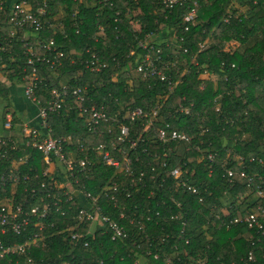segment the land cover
I'll use <instances>...</instances> for the list:
<instances>
[{
  "label": "trees",
  "instance_id": "16d2710c",
  "mask_svg": "<svg viewBox=\"0 0 264 264\" xmlns=\"http://www.w3.org/2000/svg\"><path fill=\"white\" fill-rule=\"evenodd\" d=\"M5 1L0 8L2 76L11 85L26 86L35 69L41 80L35 96L41 104L50 99L53 90L68 92L62 108L48 115L52 137H70L74 144L82 140L85 148L104 144L122 162L113 143L131 161L132 175L128 176L123 169L104 166L87 150L88 171L75 169L79 184L93 197L98 196L104 215L117 221L120 214L126 219L137 218L146 227L140 232L137 225L121 219L126 238L113 242L109 233L101 234L98 229L86 239L88 248L75 247L71 234H85L88 226L75 229L73 220L52 208L41 232L32 220L26 233L11 237L19 243L33 233L42 238L27 254L33 264H162L166 257L175 262L179 259V264H249L250 251L253 264H264V236H258L260 242L251 241L250 235L257 236L253 230L223 225L257 206L264 207V0H184L171 10L164 8L162 0H112V8L100 5V0H29L33 11L46 5L45 16L40 18L43 29L37 33L15 27L10 18L16 0ZM193 8L196 18L186 25L183 18ZM51 39L54 52L46 49ZM148 40L152 57H159L158 66L169 67L165 74L174 86L172 91L167 82L156 77L144 79L137 72L138 62L147 52L139 44ZM232 42L237 48L225 51ZM25 46L35 54L33 66L27 64ZM91 53L106 63V69L92 73L86 67ZM49 59L56 64L53 68L45 62ZM75 88L84 90L83 102L70 95ZM8 98V88L0 83V99ZM91 107H103L108 121L88 132L81 109ZM155 107L159 108L158 117L149 129L143 121L130 125L123 119L129 110ZM117 113V118L113 117ZM165 124L190 140L158 142L154 130ZM120 125L129 128L124 143L117 140ZM130 141H136L134 149H130ZM143 150L158 155L160 164L150 166ZM30 153L33 159L22 171L32 180L18 186L16 200L27 197L24 189L35 188L42 196L49 194L45 203L60 201L63 208L74 205L65 202L70 196L64 194L68 188H40L45 181L42 154L36 150ZM209 154L214 155L211 163ZM251 158L255 159L252 163ZM177 166L182 168V176L174 179L170 170ZM226 170L233 173L231 178ZM140 173L144 186L137 191L129 182L136 181ZM241 174L255 177V182L249 186ZM182 182L195 187L198 196L184 189ZM256 186L263 198L253 191ZM11 190L0 193V200ZM172 215L177 219L171 220ZM183 222L184 237L179 240ZM24 259L19 258V264H24Z\"/></svg>",
  "mask_w": 264,
  "mask_h": 264
},
{
  "label": "built area",
  "instance_id": "2783aa9c",
  "mask_svg": "<svg viewBox=\"0 0 264 264\" xmlns=\"http://www.w3.org/2000/svg\"><path fill=\"white\" fill-rule=\"evenodd\" d=\"M4 1L5 0H0V8H2ZM119 1L130 2L132 0ZM181 1L184 0H162V4L166 10H171L176 5H180ZM5 2H7V0ZM99 4L107 8H112L114 5L112 0H100ZM45 6L46 5L43 4L42 7L38 9L36 8L33 11L29 0H16L11 6L10 21L15 27L21 28L24 31L31 29L35 33L40 32L43 29L40 18L45 16ZM195 18L196 12L193 8L184 16L183 21L187 25L192 23ZM187 30L188 27L186 26L185 31ZM12 32L14 33V31ZM139 46L147 52L139 60L137 72L140 73L144 79L156 77L161 82H167L169 91H172L174 86L169 82L168 77L165 74V71L168 70L169 67H167V65H162L161 67L158 66L159 57H152L150 50L153 48L147 42L139 44ZM46 49L48 51H56L55 43L52 39L49 40ZM184 52H186V49ZM26 54L28 55L27 64L33 66L34 52L31 48L26 47ZM131 54L133 55L134 53L131 52ZM56 57L61 59L62 54L57 52ZM45 62L52 68L56 65L51 59L46 60ZM86 67L90 69L92 73H100L106 69V63H104L96 54L91 53L89 60L86 61ZM40 83L41 80L38 78L35 69H32L28 76V84L24 88V95L37 107L39 127L35 128L30 127L27 124H22L19 131L14 132L13 117H5L4 129L7 131V135L0 136V193H5L8 188L12 189L9 192L10 194H4V198L0 200V264H19V258H25L24 264H33L31 259L27 257V254L30 252L31 247L37 242H40L42 238L38 237L37 233H33L26 240L19 243L12 241L11 237H18L26 233L32 220H35L34 228L41 232L44 227L43 221L47 218L52 208H54L55 212L60 213V215L66 219L73 220L75 229L84 225L88 226L85 234L79 232H73L71 234V241L75 247L82 246L85 249L88 248L89 244L86 239L89 236L93 237L98 229L101 234L109 233L111 241L113 242L122 240L128 235L125 227L119 223V220L126 218L120 214L117 221L104 215L101 206L98 203V196L93 197L84 190V187L79 184L78 179L75 177V169H78L80 172L88 171L91 163L88 154H85L88 150L99 157L104 166L112 167L116 170L123 169L128 176H131L130 158L121 149H116L113 143L112 147H114V150L123 156L122 162H119V160L114 158L110 151L105 148L104 144H97L85 148L82 140H78L77 143L74 144L70 137L60 139L53 138L48 126V115L60 110L65 103L66 96L69 94L65 89L60 91L53 90L50 99L46 101L45 104H41L35 96V90ZM70 95L79 102H83L85 98L84 90L81 88L72 89ZM158 112V107L147 110H129L126 112L123 119L130 123V125L137 120L143 121L146 129H149L150 127H153L156 118L158 117ZM184 113L187 114L188 111L184 110ZM81 114L83 115L82 118H84L88 132L97 129L100 124L108 121V117L106 116L103 107L99 109H96L95 107L81 109ZM117 116L118 113L113 115L115 118H117ZM118 130V142H126L129 136V128L120 125ZM154 137L162 144H167L169 142H188L190 140V138L184 133L172 129L169 124L155 128ZM129 144L130 149L136 147V141H130ZM32 150H36L42 154L40 162L44 165L42 176L45 178V181L41 182L40 188L43 190H52L53 186L56 188L57 186L61 188L64 186L68 188L67 192L64 194L66 196L70 195L65 202L74 205L63 208L61 205H58L60 201L51 204L45 203L44 200L50 198L49 194L42 196L35 188L28 191L24 189L23 192L28 193L27 197L21 196L22 198L20 200H16L19 193L17 189L18 186L32 180L29 175L22 171L23 167L33 159L32 153H30ZM143 153L148 156V164L150 166L155 167L160 164V157L158 155H149L146 153V150H143ZM161 157L165 159L167 154L163 153ZM207 160L210 163L213 162L214 155H207ZM254 160L255 159L251 158L249 159V162L252 163ZM238 163L239 165L243 163L241 158L238 159ZM162 165L164 167L166 166L165 163ZM60 168H62V171ZM226 172L228 177L231 178L233 176L231 171L226 170ZM142 176L143 174L140 173V176L136 181L131 179L129 182L130 187L135 188L137 191L139 190L138 187H143ZM170 176L174 179H179L182 176V168L180 166L172 168L170 170ZM241 177L247 180L249 186L255 182V177L253 176L246 177L244 174H241ZM57 179H62L63 181L59 180L60 182L58 183ZM78 185H80V189L75 188ZM181 185L188 192L198 196V190L195 187L188 185L186 182H182ZM113 191H115V189H113ZM253 191L257 197L263 198L259 186H256V189ZM77 195L81 196V201L78 199ZM127 196L129 197L130 194ZM75 199L76 201H74ZM201 201L202 198H199V202ZM176 206L180 208L179 204H176ZM158 215L159 212L156 213V216ZM216 218L218 217L216 216ZM170 219L175 220L177 219V216L172 215L170 216ZM126 220L129 225H137L138 231L140 232H144L146 229L144 222H141L137 218ZM145 220L147 222L151 221L150 217H147ZM223 225L227 228L231 225L246 226L257 234V236L250 235L249 240L260 242V237L258 236H264V207L257 206L251 213L243 214L232 220L224 221ZM185 227V222H183L178 234L179 240H183ZM188 242L189 241L185 239L184 243L186 245ZM148 255H150V253ZM253 255L252 251L247 255V262L249 264L255 262ZM152 257L155 261L159 260L157 254H154ZM178 262L179 259L175 262L169 257L162 260V264H179Z\"/></svg>",
  "mask_w": 264,
  "mask_h": 264
},
{
  "label": "crops",
  "instance_id": "0c3cea01",
  "mask_svg": "<svg viewBox=\"0 0 264 264\" xmlns=\"http://www.w3.org/2000/svg\"><path fill=\"white\" fill-rule=\"evenodd\" d=\"M0 83L4 84L9 90L8 100L0 99V136H6L7 131L4 129L5 117H13V131L18 132L22 124H27L30 127H39L37 107L30 99L25 97L24 88L21 84L11 85L6 82L0 72ZM81 201V196L77 195Z\"/></svg>",
  "mask_w": 264,
  "mask_h": 264
},
{
  "label": "rangeland",
  "instance_id": "374dc122",
  "mask_svg": "<svg viewBox=\"0 0 264 264\" xmlns=\"http://www.w3.org/2000/svg\"><path fill=\"white\" fill-rule=\"evenodd\" d=\"M134 28L137 30L138 27L137 26H134ZM151 41V40H150ZM149 44V40L147 42ZM237 48V43H229L225 46V51H228V52H233L235 49ZM207 76H204V79L206 78ZM212 81H215L216 80V77L215 76H211L210 77ZM7 82V81H6ZM61 171H62V168H60Z\"/></svg>",
  "mask_w": 264,
  "mask_h": 264
}]
</instances>
